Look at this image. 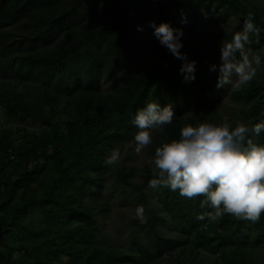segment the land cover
<instances>
[{
	"label": "trees",
	"instance_id": "1",
	"mask_svg": "<svg viewBox=\"0 0 264 264\" xmlns=\"http://www.w3.org/2000/svg\"><path fill=\"white\" fill-rule=\"evenodd\" d=\"M249 1L0 0V264H264V16ZM213 24L228 61L258 67L228 84L234 109L161 118L191 86L212 91L218 65L194 56L116 75L133 31ZM149 117L155 174L116 163ZM110 178L135 203L121 247L100 229Z\"/></svg>",
	"mask_w": 264,
	"mask_h": 264
},
{
	"label": "rangeland",
	"instance_id": "2",
	"mask_svg": "<svg viewBox=\"0 0 264 264\" xmlns=\"http://www.w3.org/2000/svg\"><path fill=\"white\" fill-rule=\"evenodd\" d=\"M152 4H158L162 0H148ZM250 8H257L264 16V0H250L247 4ZM232 19L229 21L231 23ZM223 27L220 24H213L209 28L199 27L198 32L187 28L181 30H167L155 25L144 26L143 29L133 31L136 45L132 46L129 57L123 61L118 70L117 76H134L140 72L150 69L155 63L171 61L172 58H182L184 56H194L198 61H206L218 65L215 67V74H219L217 81L212 86V91L206 92L200 96L199 85H193L183 95L173 96L170 102L159 110V115L163 119H182L190 113H198L204 110L207 105L212 104L218 109H234V105L228 99V84L234 82L235 75L243 76L247 71H253L258 68L253 66V60L250 55H246L243 63L235 64L227 60L226 52L217 42L218 31ZM226 28V27H225ZM107 84L101 85L102 91L106 89ZM224 106V107H223ZM206 118V116H205ZM6 120L2 116L0 109V125ZM153 121L151 117L147 118L143 126L135 133V138L126 144V151L119 157L116 163H124L127 169H135L141 173L143 166H149L150 171L158 173L154 157L148 152L146 145L147 137L152 129ZM209 130H217L213 123H205ZM30 132L38 131L36 125H27ZM127 157V160H126ZM133 184H140L141 180L136 177L131 181ZM113 179H107L105 189L102 192V198L107 202L106 211L99 212L101 217L100 229L102 236L109 244L115 247L125 246L129 238V230L132 220H135V203L132 201L131 190L127 189L123 196L118 195V191H113ZM147 196L154 208L158 206L154 196L150 191ZM138 218V217H137ZM168 236H175L172 228L165 230ZM213 264V263H212ZM218 264V263H216Z\"/></svg>",
	"mask_w": 264,
	"mask_h": 264
}]
</instances>
